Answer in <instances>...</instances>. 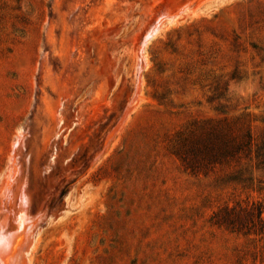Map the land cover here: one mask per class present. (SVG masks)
<instances>
[{"label":"rangeland","instance_id":"rangeland-1","mask_svg":"<svg viewBox=\"0 0 264 264\" xmlns=\"http://www.w3.org/2000/svg\"><path fill=\"white\" fill-rule=\"evenodd\" d=\"M224 123L264 133V0H0V222L18 171L30 264H264V169L179 157Z\"/></svg>","mask_w":264,"mask_h":264},{"label":"trees","instance_id":"trees-1","mask_svg":"<svg viewBox=\"0 0 264 264\" xmlns=\"http://www.w3.org/2000/svg\"><path fill=\"white\" fill-rule=\"evenodd\" d=\"M179 157L191 172L213 168L223 162L234 161L240 164L243 160L253 161L255 168L264 169V133L259 139H255L249 131L237 133L228 123H224L216 128L208 129L205 142L199 148L184 151ZM244 172H246V166H240L234 173V180L245 182L252 179L243 177ZM256 211L258 221L262 222L261 208L257 206ZM247 213L250 214V210ZM229 215L228 213L223 215L216 222L232 229L239 227Z\"/></svg>","mask_w":264,"mask_h":264},{"label":"bare ground","instance_id":"bare-ground-1","mask_svg":"<svg viewBox=\"0 0 264 264\" xmlns=\"http://www.w3.org/2000/svg\"><path fill=\"white\" fill-rule=\"evenodd\" d=\"M176 16L177 14L175 15V17ZM173 17L174 16L168 18H170V20H173ZM161 26H163V24ZM157 29L160 28H157V26L152 27L147 32V35L145 37H148L153 30L156 31ZM155 31L153 32V34L155 33ZM145 39L143 44H145ZM148 39H146V41H148ZM139 79L140 78H138L136 81V92L138 90V85L140 82ZM134 98L135 95H133L129 105L133 102ZM59 101L61 102V100ZM55 104L48 103V110L51 112L57 122H59L56 114ZM129 105L127 107V112L129 111L128 108H130ZM16 172L18 171H14L13 174L9 175V181L6 182L3 187V191L9 202V215L7 216L6 220L0 222V264H30V258L28 257V254L33 247L31 230H33V228L37 225V222L40 221L44 216L43 214H40L41 212L35 216L29 214V197L26 194L25 189L23 188V180H21L19 176L14 177L16 175ZM9 221L11 223V226L5 231L4 228L9 225Z\"/></svg>","mask_w":264,"mask_h":264},{"label":"water","instance_id":"water-1","mask_svg":"<svg viewBox=\"0 0 264 264\" xmlns=\"http://www.w3.org/2000/svg\"><path fill=\"white\" fill-rule=\"evenodd\" d=\"M154 31H155V30H153L152 33H151L148 37H150L151 35H153V32H154Z\"/></svg>","mask_w":264,"mask_h":264}]
</instances>
